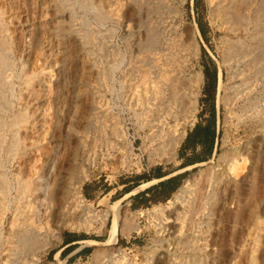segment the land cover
Masks as SVG:
<instances>
[{"label": "rangeland", "instance_id": "obj_1", "mask_svg": "<svg viewBox=\"0 0 264 264\" xmlns=\"http://www.w3.org/2000/svg\"><path fill=\"white\" fill-rule=\"evenodd\" d=\"M2 1L3 5L0 3V8L8 24L9 40L11 36L18 35V40L23 41L24 36L28 34L13 13L18 12L22 15L24 11H27L25 13L29 15H26L27 22L30 23L26 27L37 23L41 10L45 13L43 18L49 16H52L53 19L67 18V15L61 14V12L50 15V12L46 11V3L43 0H17L12 2L13 7L14 4L17 5L15 9L9 8L10 2L8 0ZM90 1L95 5H98L100 1H104L106 7L109 3V0ZM68 2L73 11L70 18L71 23L81 33H86L89 41L79 51L78 59L81 66L77 68L78 70H75L73 64L75 46L69 39L66 40L63 46H55V54L51 60L53 73L48 78L50 79L55 75L54 71L60 62L65 63L66 95H73V92H71L73 91L72 87H74L76 93L75 97L73 95L74 100L70 104L69 112L65 114V127L58 128L55 132V135H58L54 139L57 148L56 165L49 176L48 182L50 185L45 199V201H49L50 209L53 210L54 214L51 224H56L58 221L56 204L59 201L61 191L56 184L57 180L64 179L63 181L67 186L71 187L68 192L69 198L72 199V196L76 195V190H78L81 198L90 208L99 210V213L107 210L110 203L119 198L121 195L119 192H123L124 187L136 183L134 179L137 175L144 174L146 170L150 171L152 168L155 169L153 171L155 174L158 171H170L177 167L175 152L178 143L171 151L167 150L171 145L167 142L172 141L171 136L181 135L182 138L186 128L193 124L199 114H206V118L211 117L217 123L218 149L206 162L181 172L178 186L165 199L160 198L156 192L154 194L150 192L149 196L143 195L144 198H139L136 203L127 202L131 194L122 199L119 205L120 217L116 241L109 245L99 244V242L90 244L88 253L85 256L72 255L65 258L63 264H70L72 261H76L73 264H95L94 252L103 249L109 251L107 248L110 247L111 249H119L124 254L121 258L122 262L112 264H166L165 262L168 264V261L175 257L171 245L176 231L172 230L168 237L163 236L168 238L165 239L162 234H159L160 228L157 222L165 221L167 225H170V229H172L171 226L177 225L173 210L174 208L180 210L181 207L178 204H170L169 200L173 192L186 178H191L197 170L209 169L215 164H217L215 165L217 167L219 165V167L225 166L220 156L231 151L237 156L238 167L232 174H227L228 176L223 174V182L218 183L215 189L217 201L212 207L213 214L204 216L205 218L209 217L212 221L214 228L211 229V232L214 234L213 236L220 238L219 241L217 240V244L211 246L209 250V256L219 262L213 263L211 261L210 264H235V262L246 264V262H249L251 254L252 256L254 254L255 256L262 255L264 257V118L256 119L257 117L251 115H243L241 119H238L234 112L239 109L240 105L235 103L226 104L222 99L217 101V98L224 94L223 89L217 88L220 77L221 82L226 85L234 84L238 79L237 77L228 79L231 69L222 60L224 43L221 38L223 33L220 31L218 23L212 19L208 0H185L184 5L178 7L183 12L182 18L175 22L179 25V28L183 25L191 26L193 22L198 27V31H195L197 54L187 53L186 60L182 65L183 70L177 81L183 92L187 91V94H184L185 100L183 99V102L178 105H166L165 98L169 95V89L165 86L169 83L163 84L160 81L159 94H161L158 95L159 97H153L148 82L151 79H156V77H154V72H147V68L153 69V67L144 65L142 71L137 62V66L128 63L129 55L137 50V47L131 44V47H129L124 36L126 23H129V28H133L135 25V13L131 0H120L121 3L124 2L123 4L118 1L121 5L118 6L117 4V18L115 20L109 19L104 24L97 20L92 10L82 8L78 0H68ZM22 8L26 10L23 12L18 11ZM109 25L114 27L111 31L106 29ZM16 30L17 32H15ZM128 37L130 38L129 41L132 42L131 36L128 35ZM94 41L97 42V46ZM101 41H105L106 45L104 44V47H99ZM112 46L113 48H111ZM118 51L122 57L115 60L117 67L112 72L116 80L112 81L110 77H106L104 79L105 86L100 88L99 81H97V58L102 60L104 69H107L111 64L112 54ZM260 65L259 62L255 67L258 68ZM130 69H134V71H131L134 74L132 78L127 75ZM75 72L77 75L73 86L70 81L74 78L72 74ZM196 72H201V80L198 84L192 85L190 78L187 76ZM213 73H215V79ZM263 73L259 72L257 74L258 76L255 78V81H257L256 89L250 95V98L253 99L252 102L257 103L259 106L264 105V91H261L264 90ZM138 74L142 75L139 77ZM143 74H147V76H143ZM118 79H122V82ZM252 79L253 77L250 80ZM112 85H114L113 89ZM97 87L100 89V96H96L92 92ZM101 95H104L105 102L104 100L98 102L101 104L99 108H105L108 113L106 114L107 120H103L102 123L104 124L102 125L97 122L100 127L94 128L88 124V121L95 116L90 107L94 100L99 99ZM258 98L259 101L257 102ZM241 102L242 100L238 101L239 104ZM246 103L250 104L248 100H246ZM44 107L46 118L50 119L54 107L50 109L47 105ZM110 115L115 117L109 120ZM142 117L145 118V124L140 122ZM111 121L113 127H111ZM151 124H159V126L152 128ZM152 129L155 130L153 133H151ZM79 135H82V139L86 144L82 148L83 151L86 148L88 152L87 159H85L86 157H80ZM152 136L154 137L153 140L151 139ZM109 138L114 142L113 147H110V144L106 142ZM164 145L165 147H163ZM50 147V142L46 141V138H42L37 147L39 149L33 153L35 168L41 165V160L45 157V153L50 150ZM150 148H153L151 155L149 154ZM159 148L161 150L166 148V150L162 154L159 152ZM82 167L87 172L85 178L80 175V168ZM94 179L99 180V183L105 186V190L94 199L87 198L82 193V186L84 183L93 182ZM122 183L127 184L124 186ZM12 192L14 194V191ZM141 203L143 205H140ZM238 211L242 212L240 222L234 221L235 214ZM82 215V209L72 211L66 215L64 224L59 230L60 240L39 254L38 264H53L55 262L53 253L61 247L64 233H76L80 237L92 238L98 241L106 239L108 227L111 223V215L108 216L105 225H101L99 220H94L89 227L80 223ZM9 217L10 214L8 213L6 219ZM123 217L133 219L140 229L138 231L132 229L127 234L122 233L121 223ZM259 220H261L260 224L258 223ZM258 225H261L262 229L257 230ZM256 235H259L260 240L257 242V249L251 253L250 246L253 245L254 236ZM165 240L170 245L168 247L164 245L160 252L163 257L159 259L155 255L156 251H154V254L152 251L157 243ZM82 243L80 241L76 244ZM66 252L62 253L60 257L64 258ZM76 257L77 259H75ZM6 258V242L0 240V264H7ZM100 260L102 259L99 258Z\"/></svg>", "mask_w": 264, "mask_h": 264}, {"label": "bare ground", "instance_id": "obj_2", "mask_svg": "<svg viewBox=\"0 0 264 264\" xmlns=\"http://www.w3.org/2000/svg\"><path fill=\"white\" fill-rule=\"evenodd\" d=\"M8 1L10 2L9 8L15 9L17 5L14 4L13 7L12 2L17 0ZM118 1L120 2V0H109L106 7L104 1L95 5L90 0H78L82 8L92 10L97 20L103 24L109 19L115 20L117 18V4L120 6L124 3L120 2L119 5ZM1 2L3 1L0 0ZM43 2L46 3V11H49L50 15L61 12V14L67 15V18L53 19L52 16L43 18L45 13L41 10L37 23L26 27L30 23L27 22L29 15L25 14L27 13L24 11L25 8L19 9L18 11H24V15H20L18 12L13 14L22 23L21 26L24 30L28 32L23 41L18 40V35H13L10 40L8 39L10 37V35L8 36V24L0 8V240L6 242L7 264H38L39 254L60 240L59 230L64 224L66 215L79 209L83 210L80 223L86 227H89L94 220H99L101 225H105L108 216L111 215L106 239L98 241L87 238L80 240L83 242L82 244L90 245L99 242V244L109 245L115 242L120 217V201L129 193H134L144 185L157 180L146 181L135 187L129 193L113 200L107 210L99 213V210L90 208L84 202L78 190L72 199L69 198L68 192L71 187L67 186L63 181L64 179H59L56 182L61 191L59 201L56 204L58 221L56 224H51L54 214L53 210L50 209L49 201H45V199L50 185L49 176L56 165L57 148L54 139L58 135H55V132L58 128L65 127V114L69 112L70 104L74 100L73 95L76 96L74 87L71 91L73 95H66L65 63L60 62L54 71L55 75L50 79L48 78L53 73L51 60L55 54V46H63L69 39L75 46L73 64L75 70H78L77 68L81 66L78 59L79 51L89 40L86 33H81L71 23L70 18L73 11L69 7L68 0H43ZM131 3L135 13V25L133 28H129L127 22L124 36L129 47L131 44L137 47V50L129 55L128 63L132 66L139 64L138 66L142 71L144 65L153 67V69L147 68V72H154V77H156V79H151L148 82L153 97H159L158 95L161 94H159L160 81L163 84L169 83L165 86L169 89V95L165 98L166 105H178L183 102L184 94H187V91L183 92L177 83L183 70L182 65L188 52L192 55L197 54L195 41V31H198L197 24L193 22L191 26L183 25L179 28V25L175 23L182 18L183 12L178 7L184 5L185 0H131ZM208 3L212 19L218 23L219 29L223 33L221 38L224 43L222 60L231 69L228 79L236 77L238 79L234 84L226 85L221 82V77L218 78L217 88L223 89L224 94L220 95L217 101L222 99L226 104L240 105L239 109L234 112L238 119H241L243 115H251L257 117L256 119L264 118V105L259 106L250 98L256 89L257 81L255 78L258 76L257 74L264 72V0H208ZM113 28L110 25L106 27L108 31ZM127 34L131 36L132 42L129 41L130 38ZM104 44L105 41H101L99 47H104ZM121 57L119 51L114 52L111 64L107 69H104L102 60L97 58V81H99L100 88L105 86L104 79L106 77H110L112 81L116 80L112 72L117 67L115 60ZM259 62L261 65L256 68L255 65ZM134 69L127 72L130 78L134 75L131 72ZM72 75L74 78L70 82L73 85L77 73ZM138 75L140 77L142 74ZM201 75V72H196L187 77L190 78L192 85H196L201 80ZM143 76H147V74H143ZM251 77H253L252 80H250ZM118 80L122 82V79ZM114 85H112V89ZM99 87L92 91L96 96H100ZM122 95L124 94L122 93ZM103 96L101 95L99 99L94 100L90 107L95 116L88 121V124L94 128L100 127L104 124L102 123L103 120H107V111L105 108H99L101 104L98 103L104 100ZM239 100H242L241 104L238 103ZM246 100L250 104L246 103ZM45 105L49 109L54 107L50 119L46 118ZM114 117L110 115L109 120ZM144 119L143 117L140 119L142 124H145ZM97 122L101 124L97 125ZM112 124L111 121V127H113ZM154 126L158 127L159 124H151L152 128ZM154 131L152 129L151 133ZM78 137V146L81 148L80 157L87 159L88 152L86 148L84 151L82 148L86 144L82 135ZM42 138H46V141L50 142L51 147L48 150L50 152L45 153L41 165L35 168L33 153L39 149L37 147ZM153 138L152 136L151 139L153 140ZM171 138L172 141L167 142L171 144L167 150L172 151L174 146L179 143L181 135L171 136ZM109 140H106L107 144L113 147V140L110 142ZM165 150L166 148L162 150L159 148V152L162 154ZM152 152L153 148H150L149 154L151 155ZM231 152L220 156L225 166L219 167V165L217 167L215 164L209 169H199L191 178H186L173 192L169 200L170 204H178L181 207L180 210L178 208L173 210L177 225L171 226L172 229H170V225H167L165 221L157 222L160 228L159 234H162V237H168L172 230L176 231L171 245L175 257L171 258L168 264H210L211 261L213 263L218 261L209 256V250L211 246L217 244V240L220 238L213 236L214 234L211 232V229L214 228L212 221L209 217L205 218L204 216L213 214L212 207L217 201L215 189L218 183L224 180L223 174H232L238 167L237 156ZM80 175L82 178L87 176L85 168H80ZM7 212L10 217L6 219ZM241 218L242 212L238 211L234 221L240 222ZM122 219V233L127 234L132 229L136 231L140 229L133 219L129 217ZM258 223L260 224L261 220ZM260 229L262 226L258 225L257 230ZM259 240V235L254 236L253 245L250 246L251 253L257 249ZM165 241H160L153 251L151 250L153 254L156 251L155 255L159 259L163 257L160 252L164 245L165 247L170 245L167 240ZM107 249L109 251L103 249L94 252L95 264L122 262L121 258L124 255L122 251L111 249V247ZM53 255L55 260L53 264L64 263L65 258L60 257V249L56 250ZM99 258L102 260L99 261ZM237 261L241 262L240 260ZM165 263L167 264V262ZM235 264L238 263L235 262ZM246 264H264V257L254 254L252 256L251 254L249 262Z\"/></svg>", "mask_w": 264, "mask_h": 264}, {"label": "crops", "instance_id": "obj_3", "mask_svg": "<svg viewBox=\"0 0 264 264\" xmlns=\"http://www.w3.org/2000/svg\"><path fill=\"white\" fill-rule=\"evenodd\" d=\"M206 116V114H199L193 124L186 128L183 137L176 147V168L170 171H158L155 174L153 173L155 170L154 168L150 170L151 172L146 170V173L143 174L144 177L138 179L136 184L124 187L123 192H119V194H121L120 196L122 197L125 193H129L132 189L146 181L151 182V180L157 179L154 182L148 183L149 185H144L140 190L129 193L131 195L129 196L128 194L126 196H129L127 202L136 203L139 198H144L143 195L149 196L150 192L153 194L156 192L160 198L165 199L178 186L181 172L209 160L218 149V125L213 118H206ZM90 182L83 184L82 193L85 197L94 199L105 190V186L99 183V180L94 179L92 183ZM161 182L165 183L163 187L158 184ZM126 184L127 183H122L124 186ZM147 187H150L147 191L140 192ZM140 205H143V203ZM84 239L87 238L80 237L76 233H64L62 245L59 248L60 255L67 251L63 256L64 258H69L76 254H78L77 257L85 256L88 253L89 245L76 244ZM77 257L75 259H77ZM73 263H76V261H72L70 264Z\"/></svg>", "mask_w": 264, "mask_h": 264}, {"label": "trees", "instance_id": "obj_4", "mask_svg": "<svg viewBox=\"0 0 264 264\" xmlns=\"http://www.w3.org/2000/svg\"><path fill=\"white\" fill-rule=\"evenodd\" d=\"M213 78L215 79V73H213ZM144 177V175L143 174H141V175H137L136 176V178L134 179V181H136L137 182V180L138 179H140V178H143ZM168 181V180H167ZM136 184V183H135ZM158 184H160L162 187L164 186V182H161V183H158ZM150 187H147V188H145L144 190H142V191H140V192H145V191H147V189H149ZM65 255V254H64Z\"/></svg>", "mask_w": 264, "mask_h": 264}]
</instances>
